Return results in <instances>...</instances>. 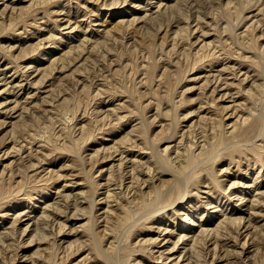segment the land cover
Instances as JSON below:
<instances>
[{"label": "rangeland", "instance_id": "rangeland-1", "mask_svg": "<svg viewBox=\"0 0 264 264\" xmlns=\"http://www.w3.org/2000/svg\"><path fill=\"white\" fill-rule=\"evenodd\" d=\"M262 73L264 0H0V264H256Z\"/></svg>", "mask_w": 264, "mask_h": 264}, {"label": "bare ground", "instance_id": "bare-ground-1", "mask_svg": "<svg viewBox=\"0 0 264 264\" xmlns=\"http://www.w3.org/2000/svg\"><path fill=\"white\" fill-rule=\"evenodd\" d=\"M229 1H230V0H229ZM213 2H214V1H213ZM222 5H223V4H222ZM193 7H194V6H193ZM172 10H174V9H172ZM177 10H178V9H177ZM157 12H158V11H157ZM158 14H159V13H158ZM158 14H157V15H158ZM160 15H161V14H160ZM166 15H167V14H166ZM196 15H197V14H196ZM154 16H155V15H154ZM161 16H162V15H161ZM169 16H170V15H169ZM162 18H163V17H162ZM152 19H153V18H152ZM178 19H179V18H178ZM153 21H155V19H154ZM164 21H165V20H164ZM172 21H173V20H172ZM131 24H132V23H131ZM157 24H158V23H157ZM151 25H152V24H151ZM151 27H152V26H151ZM160 27H161V25H160ZM157 29H158V28H157ZM190 29H191V28H190ZM231 41H232V40H231ZM231 41H229V42L231 43ZM247 41H248V39H247ZM247 41H246V42H247ZM222 42H223V41H222ZM235 43H236V42H235ZM232 44H233V42H232ZM236 44H238V43H236ZM227 45H228V44H227ZM234 45H235V44H234ZM215 46H216V45H215ZM230 46H231V44H230ZM235 46H236V45H235ZM235 46H234V47H235ZM239 47H240V46H239ZM239 47H238V49H239ZM215 48H216V47H215ZM217 48H219V47L217 46ZM235 48H236V47H235ZM242 48H243V47H242ZM242 48L240 47L241 50H242ZM223 49H224V47H223ZM226 49H227V47H226ZM226 49H225V50H226ZM236 49H237V48H236ZM236 49H235V51H236ZM217 50H218V49H217ZM221 50H222V49H221ZM225 50H224V51H225ZM247 50H249V49H247ZM213 51H214V50H213ZM219 51H220V49H219ZM224 51L222 50L221 52L225 53V52H227L228 50H226L225 52H224ZM211 52H212V51H211ZM214 52H216V51H214ZM239 52H240V50H239ZM234 53H235V52H234ZM236 53H237V52H236ZM236 53H235V54H236ZM244 53H245V52H244ZM185 54H186V53H185ZM209 54H211V53L209 52ZM213 54H215V53H213ZM216 54H217V53H216ZM220 54H221V53H220ZM220 54H219V55H220ZM228 54H229V53H228ZM239 54H240V53H239ZM224 55L227 56V53L224 54ZM244 55H245V54H244ZM212 56H213V55H212ZM228 56H230V55H228ZM228 56H227V57H228ZM203 57H204V56L202 55V58H203ZM220 57H221V56H220ZM236 57H237V55H236ZM200 58H201V57H200ZM208 58H209V57H208ZM211 58H213V57H211ZM228 58H229V57H228ZM228 58H227V59H228ZM180 59H181V58H180ZM184 59H185V56H184ZM205 59H206V58H205ZM220 59H222V58H220ZM230 59H231V58H230ZM232 59H233V58H232ZM201 60H202V59H201ZM201 60H200V62H201ZM216 61H217V60H216ZM219 61H220V60H219ZM201 63H202V62H201ZM213 63H214V62H213ZM219 63H220V62H219ZM209 64H210V63H209ZM222 64H223V63H222ZM197 65H198V64H197ZM217 65H218V64H217ZM211 66H212V65H211ZM196 67H197V66H196ZM226 68H227V67H226ZM223 71H224V70H223ZM210 74H211V73H210ZM219 74H222V73H219ZM262 74H263V73H262ZM263 75H264V74H263ZM216 77H217V76H216ZM247 77H248V76H247ZM262 78L264 79V77H262ZM244 79H245V78H244ZM260 81H261V80H260ZM257 84H259V83H257ZM260 85H261V82H260L259 86H260ZM257 86H258V85H257ZM227 87H228V86H227ZM227 87H226V88H227ZM257 88H258V87H257ZM255 89H256V88H255ZM255 89H254V92H255ZM216 91H217V90H216ZM214 92H215V91H214ZM250 97H251V96H250ZM240 110H241V109H240ZM262 110H263V109H262ZM262 110H261V111H262ZM261 111H260V112H261ZM249 114H250V113H249ZM242 115H243V114H242ZM247 115H248V114H247ZM255 115H256V114H255ZM240 116H241V115H240ZM248 116H250V115H248ZM241 118L243 119V117H241ZM246 119H247V118H244V120H246ZM241 121H242V120H241ZM235 122H237V121H235ZM245 122H246V121H245ZM224 123H225V122H224ZM175 124H176V123L174 122L173 127H174ZM232 125H233V124H232ZM176 126H177V125H176ZM216 126H217V125H216ZM248 126L252 127L254 130H257L258 132H263V130H264V111H263L262 113H260L259 115L252 117L251 122H250L246 127H248ZM214 127H215V126H214ZM246 127H243L242 129L245 130ZM194 128H195V127H194ZM216 128H217V127H216ZM205 130H206V129H205ZM224 130H225V129H224ZM201 131H202V130H201ZM202 132H203V131H202ZM206 132H207V131H206ZM212 132H215V131H212ZM224 133H225V132H224ZM191 134H192V133H191ZM213 134H214V133H213ZM203 135H204V134H203ZM211 135H212V134H211ZM206 136H208V135L206 134ZM259 136L261 137V135H259ZM191 138H192V137H191ZM224 138H225V137H224ZM135 140H136V139H135ZM205 140H206V138H205ZM190 141H191V140H190ZM252 141H253V140H252ZM221 142H222V141H221ZM238 142H239V141H238ZM249 142H250V141H248L247 143L249 144ZM201 143H202V142H201ZM205 143H206V142H205ZM236 143H237V142H236ZM187 144H188V143H187ZM195 144H196V143H195ZM230 144H231V143H230ZM233 144H234V143H233ZM150 145H151V141H150ZM153 145H154V144H153ZM156 145H157V144H156ZM188 145H189V144H188ZM224 145H225V144H224ZM228 145H229V143H228ZM249 145H250V144H249ZM151 146H152V145H151ZM151 146H150V148H151ZM199 146H200V145H199ZM199 146H198V147H199ZM189 147H190V146H189ZM200 147H201V146H200ZM205 147H206V146H205ZM224 147H225V146H224ZM156 148H157V146H156ZM156 148H154V149H156ZM220 148H221V147H220ZM151 149H152V148H151ZM201 149H202V148H201ZM196 150H197V149H196ZM196 150H195V152H196ZM220 151H221V150H220ZM220 151H219V152H220ZM152 152H153V151H152ZM156 152H157V151H156ZM154 153H155V151H154ZM183 153H185V152H183ZM183 153H182V155H183ZM214 153H215V152H214ZM217 153H218V152H217ZM195 154H196V153H195ZM153 155H154V154H153ZM155 155H156V154H155ZM180 155H181V154H180ZM182 155H181V156H182ZM184 155H185V154H184ZM188 155H189V154H188ZM215 155H216V153H215ZM150 156L152 157V155H149V157H150ZM190 156H191V155H190ZM212 156H214V154H213ZM212 156H211V157H212ZM154 157H155V156H154ZM157 157H158V156H157ZM177 157H179V155H178ZM182 157H183V156H182ZM187 157H188V156H187ZM197 157H198V156H197ZM213 158H214V157H213ZM231 158H233V157H231ZM154 159H155V158H154ZM180 159H181V158H180ZM209 159H210V158H209ZM151 160H152V159H151ZM158 160H159V159H158ZM174 161H176V160H174ZM178 161H179V160H178ZM183 161H184V159H183ZM183 161H180V165H181V166L183 165V163L181 164V162H183ZM198 161H199V159H198ZM207 161H208V160H207ZM210 161H211V159H210L208 162H210ZM153 162H154V161H153ZM153 162H152V163H153ZM155 162H156V161H155ZM159 162H160V161H159ZM191 162L194 163V160H193L192 158H190V159L188 160V163H189V164H191ZM205 162H206V159H205ZM202 163H203V162H202ZM205 164H206V163H205ZM210 164H211V163H210ZM149 165H152V164H149ZM199 165H200V164H199ZM261 165H262V164H261ZM134 166H135V165H134ZM162 166H163V165H162ZM171 166H172V165H171ZM193 166H194V165H193ZM201 166H202V165H201ZM263 166H264V165H263ZM136 167H137V165H136ZM147 167H148V166H147ZM133 168H134V167H133ZM133 168H132V170H133ZM137 168H138V167H137ZM151 168H152V167H151ZM166 168H167V167H166ZM136 170H138V169H136ZM154 170H155V168H154ZM154 170H153V171H154ZM164 170H165V169H164ZM189 170H190V169H189ZM193 170H194V169H193ZM193 170H192V171H193ZM133 171L135 172V170H133ZM166 171H167V170H166ZM169 171H170V170H169ZM190 171H191V170H190ZM141 172H142V171H141ZM150 172H151V169H150ZM170 172H171V171H170ZM187 172H188V171H187ZM207 173H208V172H207ZM131 174H132V173H131ZM154 174H155V173H154ZM173 174H174V173H173ZM209 174H210V173H209ZM125 175H126V174H125ZM134 175H135V174H134ZM175 175H176V174H175ZM175 175H174V176H175ZM151 176H152V173H151ZM177 176H179V175H177ZM132 177H134V176H132ZM132 177H131V178H132ZM135 177H136V176H135ZM179 177H180V178H178L174 183L172 182L171 184H168V185H167V186H169V189H170V190L176 189V190L178 191L177 196H172V197L169 198V199H170L169 201H171V202H173V201L176 200V199H177V200L180 199V198L183 199L184 197H186L187 194H190V192L192 191V188H190L189 185H193V186H195V187H198V185H200V183H201V182H199L200 180H195V181L192 182V184H189V181H190L189 178H191V176L189 177V173H188L187 175H184V176H182V177L179 176ZM206 178H207V177H206ZM122 179H123V178H122ZM207 179H208V178H207ZM136 180H137V179H136ZM145 180H146V179H145ZM203 181H204V180H203ZM203 181H202V183H203ZM205 181H206V180H205ZM164 182H165V181H164ZM164 182H162V183H164ZM143 183H144V182H143ZM166 183H167V182H166ZM109 184H110V183H109ZM203 184H205V183H203ZM131 185H132V184H131ZM164 185H165V184H164ZM129 186H130V185H128V187H129ZM156 186H157V185H156ZM128 187H127V188H128ZM130 187H131V186H130ZM132 187H133V185H132ZM151 187H152V186H151ZM157 187H158V186H157ZM153 188H154V187H153ZM197 189H198V188H197ZM199 189H200V188H199ZM126 190H127V189H126ZM159 190H160V189L157 190V193L160 192ZM170 190H169V191H170ZM151 191H152V190H151ZM151 191H150V192H151ZM161 191H162V192L159 193V196L162 194V195H163L162 197H164L165 194H166L167 192H169V191H166V192L163 194V190H162V189H161ZM114 192H115V191H114ZM116 192H117V191H116ZM152 192H153V191H152ZM152 192H151V193H152ZM262 192H264V191L262 190ZM117 193H118V192H117ZM121 193H122V192H121ZM121 193H120V194H121ZM125 193H126V192H125ZM128 193H129V192H128ZM138 193H139V192H138ZM153 193H154V192H153ZM115 194H116V193H114L113 195H115ZM199 194H201V193H199ZM136 195H137V194H136ZM136 195H135V196H136ZM138 195H139V194H138ZM151 195H152V194H151ZM168 195H169V194H168ZM172 195H173V194H172ZM241 195H242V194H241ZM261 195H263V194H261ZM81 196H83V194H82ZM135 196H134V198H135ZM193 196H194V195H193ZM197 196H199V195H197ZM242 196H243V195H242ZM255 196H256V195H255ZM136 197H137V196H136ZM139 197H140V195H139ZM188 197H189V196H188ZM261 197H262V196H261ZM77 198H79V197H77ZM77 198H76V199H77ZM80 198H81V197H80ZM83 198H85V197H83ZM119 198H120V197H119ZM143 198H144V197H143ZM239 198L241 199V197H239ZM242 198L244 199V197H242ZM257 198L259 199V196H257L256 199H257ZM256 199H253V200H256ZM263 199H264V198H263ZM77 200H78V199H77ZM82 200H83V199H82ZM143 200H144V199H143ZM177 200H176V201H177ZM187 200H188V199H187ZM259 200L261 201V199H259ZM75 201H76V200H75ZM78 201H79V200H78ZM139 201H140V200H138V202H139ZM144 201H145V200H144ZM142 202H143V201H142ZM257 202L259 203L258 200H257ZM133 203H134V202H133ZM140 203H141V202H140ZM173 203H174V202H173ZM211 203H212V202H211ZM75 204H76V207H75V208H76V210H78V209H79V208L77 209V204H78V202H76ZM138 204H139V203H138ZM174 204H175V203H174ZM260 204H261V203H260ZM260 204H259V205H260ZM60 205H61V204H60ZM60 205H59V206H60ZM78 205H79V204H78ZM145 205H146V203H145ZM167 205H168V204H167ZM169 205H170V204H169ZM171 205H173V204H171ZM256 205H258V204L256 203ZM256 205H255V203H254V206H256ZM53 206H54V205H53ZM59 206H58V204H57L56 207L59 208ZM61 206H62V205H61ZM143 206H144V204H143ZM165 206H166V205H165ZM193 206H194V205H193ZM56 207H55V208H56ZM62 207H64V206H62ZM78 207H79V206H78ZM146 207H147V206H146ZM149 207H150V206H149ZM149 207H147V208H149ZM153 207H154V206H153ZM157 207H159V206H157ZM157 207H156V208H157ZM161 207H162V206H161ZM249 207H250V206H249ZM53 208H54V207H53ZM53 208H52V209H53ZM67 208H68V204H67ZM162 208H163V207H162ZM208 208H209V207H208ZM253 208H255V207H253ZM253 208H250V209H253ZM64 209H65V208H64ZM64 209H63V211H64ZM80 209H81V207H80ZM83 209H84V208H83ZM83 209H82V210H83ZM53 210H54V209H53ZM59 210H60V208H59ZM59 210H56V209H55V211H53V213H54L55 216H56V215H57V216H61V212H62L61 210H62V209L60 210L61 212H59ZM82 210H78V213H79V211H81V213H82ZM147 210H150V208L147 209ZM154 210H155V209H154ZM159 210H160V208H159ZM188 210H189V209H188ZM75 212H76V211H74V214H73V212H72V214H73V215H78L77 213L75 214ZM145 212H146V211H145ZM147 212H148V211H147ZM147 212H146V213H147ZM150 212H152V211H150ZM175 212H176V211H175ZM62 213H63V212H62ZM148 213H149V212H148ZM235 213H236V212H235ZM235 213H234V214H235ZM249 213H250V212H249ZM252 213H253V212H252ZM47 214H48V213H47ZM116 214H117V213H116ZM118 214H119V213H118ZM144 214H145V213H144ZM157 214H158V213H157ZM234 214H233V216H234ZM51 215H52V213L50 212V216H51ZM73 215H72V216H73ZM80 215H81V214H80ZM119 215H120V214H119ZM142 215H143V214H142ZM151 215H153V214H150L149 216H151ZM189 215H190V214H189ZM70 216H71V215H70ZM120 216H121V215H120ZM41 217H43V216H41ZM41 217H40V218H41ZM45 217H46V219L49 218V217L47 218L46 215H45ZM45 217H44V219H45ZM53 217H54V216H53ZM66 217H67V216H66ZM109 217H111V216H109ZM121 217H122V216H121ZM142 217H143V216H142ZM146 217H147V215H146ZM185 217H186V216H185ZM190 217H191V216H190ZM229 217H230V216H229ZM229 217H228V215L226 216V218H225V216H223L224 219H222V221H221V223H220L221 226L218 225V226L221 227V229H218V230H217V234H216V235H217V236H216V237H217V238H216L217 240H218V237H223V238H224V236H226V235L228 234V232L231 234V231L233 230L231 225H233L235 222H236V225H237V226H238V225H239V226H240V225H243V224H242V217H243V216L241 217L240 214H239V216L237 215L236 217H230V218H229ZM58 218H59V217H58ZM67 218H68V217H67ZM169 218H170V217H169ZM54 219H57V218L55 217ZM114 219H115V217H114ZM188 219H189V218H188ZM144 220H145V218H144ZM144 220H143V221H144ZM43 221H44V220H43ZM48 221H49V220H48ZM152 221H153V220H152ZM37 222L39 223L40 221L37 220ZM44 222L47 223V220H45ZM49 222H50V221H49ZM49 222H48L47 224H49ZM65 222H66V221H65ZM113 222H115V221L113 220ZM42 223H43V222H42ZM46 223H45V224H46ZM132 223H133V221H132ZM187 223H188V222H187ZM230 223H231V224H230ZM232 223H233V224H232ZM237 223H238V224H237ZM248 223H249V222H248ZM14 224H15V223H14ZM40 224H41V223H40ZM45 224H44V226H45ZM50 224H51V222H50ZM127 224H128V223H127ZM53 225H54V224H53ZM82 225H83V223H82ZM216 225H217V224H216ZM234 225H235V224H234ZM244 225H245V224H244ZM28 226H29V224L26 226L27 229H25V230H28ZM42 226H43V225H42ZM46 226H47V225H46ZM56 226H57V225H56ZM64 226H65V224H63V220H62V221H60V226H58V228L60 227L59 230H57L58 228H57L56 230H55V229H54V230H55L56 233H57V232H59V231H62ZM237 226H236V229H237ZM239 226H238V229H239ZM245 226H246V225H245ZM247 226H248V225H247ZM14 228H15V227H14ZM34 228H39V229H40V228H41V225L37 224V227L34 226ZM47 228H48V226H47ZM52 228H53V227H52ZM52 228H51V229H52ZM222 228L224 229V232H223V229H222ZM225 228H226V229H225ZM44 229H45V228H44ZM51 229H50V230H51ZM236 229H235V226H234V230H236ZM10 230H11V229H9V231H10ZM25 230H24V231H25ZM34 230H35V229H34ZM92 230H94V229H92ZM24 231H22V232H24ZM36 231H37V230H36ZM36 231H35V232H36ZM40 231H41V232H40ZM40 231L38 230L36 233H37L38 235H40L39 233H42V232H43L42 230H40ZM46 231H47V230H46ZM207 231H208V230H207ZM239 231H240V230H239ZM4 232H7V231H4ZM13 232H15V231H12V233H13ZM20 232H21V231H20ZM38 232H39V233H38ZM204 232H205V231H204ZM233 232H235V231H233ZM233 232H232V233H233ZM237 232H238V231H237ZM8 233H9V232H8ZM43 233H44V234H43ZM43 233L41 234L42 236L40 235V236H38V238H39V239L47 240V239H48V236L50 235L49 233H54V232H53V231H50V232H47V233H46V232H43ZM45 233H46V234H45ZM59 233H60V232H59ZM95 233H96V231H95ZM213 233H214V232H213ZM215 233H216V232H215ZM238 233H239V232H238ZM14 234H15V233H14ZM21 234H22V233H21ZM37 234H36V235H37ZM48 234H49V235H48ZM205 234L208 235L207 232H205ZM230 234H229V237H230ZM4 235H5V233H4ZM4 235H3V237H4ZM10 235L12 236V234H10ZM36 235H32V237H30V238H32L31 241H32L33 239L35 240L34 236H36ZM200 235H201V234H200ZM202 235H203V233H202ZM202 235H201V236H202ZM210 235H211V234H209V236H210ZM212 235H213V234H212ZM212 235H211V236H212ZM8 236H9V235H8ZM8 236H7V239H9V237H11V236H9V237H8ZM201 236H200V237H201ZM203 236H205V235H203ZM203 236H202V237H203ZM14 237H15V236H14ZM14 237H12V238H14ZM197 237H198V236H197ZM200 237H199V238H200ZM213 237H214V236H213ZM229 237H228V235H227V237H226L225 240H228ZM0 238H1V237H0ZM5 238H6V237H5ZM5 238H2V239H1V242H2V240H3V241H4V244H5V245L7 244V247H8L9 245H12V244H9V243H11L13 239H12L10 242L8 241L9 243H5V241H6ZM95 238H96V237H95ZM199 238H198V239H199ZM203 238H204V237H203ZM10 239H11V238H10ZM16 239H17V238H16ZM98 239H99V238H98ZM194 239H195V237H194ZM201 239H202V238H201ZM205 239H207V237H206ZM208 239H211V237L208 238ZM219 239H220V238H219ZM230 239H231V238H230ZM232 239H233V238H232ZM34 240H33V241H34ZM96 240H97V239H96ZM202 240H204V239H202ZM214 240H215V239H214ZM217 240H216V241H217ZM220 240H221V239H220ZM223 240H224V239H223ZM246 240H247V239H246ZM25 241H26V240H25ZM94 241H95V240H94ZM197 241H200V240H197ZM197 241H196V242H197ZM205 241H206V240H205ZM228 241H230V240H228ZM1 242H0V253H2V252H4V251L6 252V251H7V250H6L7 248L5 247V250H4V249H3L4 244H3V242H2V243H1ZM13 242H14V241H13ZM43 242H44V241H43ZM45 242H46V241H45ZM48 242H50V241L48 240ZM99 242H100V241L98 240V244H97V245H100ZM206 242H207V241H206ZM244 242H246V241H244ZM194 243H195V242H194ZM194 243L192 244V246L194 245ZM197 243H198V242H197ZM200 243H201V242H200ZM200 243H198L199 246H201ZM8 244H9V245H8ZM16 244H17V243H16ZM110 244H111V242H110ZM195 244H196V243H195ZM198 244H197V246H193V247H195V249L192 247V248H193V250H192V251H193V254H192V255H189V256L187 257L189 261L192 260V259L194 258V256H195L196 258H198L199 255L202 254V248L204 247V246H203L204 244L202 245L201 248H198ZM201 244H202V243H201ZM206 244H207V243H206ZM218 244H219L218 242L215 243V245H214V247H215L214 250H216V248L220 246V245L218 246ZM245 244H246V243H245ZM71 245H72V244H71ZM71 245H70V246H71ZM12 246H14V245H12ZM12 246H11V247H12ZM48 246H49V245H48ZM48 246H46V247H48ZM101 246H102V245H101ZM118 246H119V245H118ZM11 247H10V248H11ZM17 247H18V246H17ZM17 247H16V248H17ZM119 247H120V246H119ZM119 247H118V248H119ZM205 247H206V245H205ZM205 247H204V248H205ZM258 247H259V246H258ZM8 248H9V247H8ZM10 248H9V251H10ZM13 248H14V247H13ZM69 248H70V247H69ZM97 248H98V250H100L99 247H96V250H97ZM102 248H103V247H102ZM206 248H207V247H206ZM259 248H260V247H259ZM189 249H190V248H189ZM98 250H97V251H98ZM116 250H117V248H116ZM233 250H234V249H233ZM261 250L263 251L264 249H261ZM18 251H19V250H18ZM190 251H191V249H190ZM262 251H259V253L262 252ZM15 252H16V251H15ZM101 252H102V251H101ZM204 252H205V250H204ZM204 252H203V253H204ZM207 252H208V251H207ZM214 252H216V251H214ZM255 252H257V251H255ZM102 253H103V252H102ZM117 253H118V252H117ZM191 253H192V252H191ZM234 253H235V252H234ZM257 253H258V252H257ZM257 253H256V254H257ZM263 253H264V251H263ZM2 254H3V253H2ZM2 254H0V255L2 256ZM106 254H107V253H106ZM115 254H116V253H115ZM189 254H190V253H189ZM215 254H216V253H215ZM254 254H255V253H254ZM3 255H4V254H3ZM6 255H7V254H6ZM10 255H11V254H10ZM116 255H117V254H116ZM116 255H115V256H116ZM186 255H187V254H186ZM196 255H197V256H196ZM202 255H203V254H202ZM259 255H260V254H259ZM263 255H264V254H263ZM263 255H262V253H261V256H263ZM48 256H49V255H48ZM103 256H105V255H103ZM113 256H114V255H113ZM192 256H193V257H192ZM257 256H258V255H257ZM257 256H255V259H256ZM261 256H260V257H261ZM3 257H5V255H4ZM54 257H55V256H54ZM109 257H110V256H109ZM109 257H108V258H109ZM201 257H202V256H201ZM201 257H200V258H201ZM15 258H16V257H15ZM47 258H48V257H47ZM105 258H106V257H105ZM111 258L113 259V258H115V257H111ZM111 258H109V260H110ZM119 258H120V257H119ZM196 258H194V259L196 260ZM257 258L259 259V256H258ZM1 259H5V258H1ZM185 259H186V258H185ZM255 259H254V260H255ZM11 260H12V259H11ZM50 260H51V259H50ZM115 260H116V259H115ZM188 260H187V261H188ZM197 260H198V259H197ZM254 260H253V262H254ZM256 260H257V259H256ZM256 260H255V261H256ZM2 261H3V260H2ZM187 261H185V263H186ZM193 261H194V260H193ZM3 262H4V261H3ZM12 262H13V261H12ZM12 262H11V263H12ZM110 262L112 263V261H110ZM120 262H121V261H120ZM194 262H195V261H194ZM251 262H252V261H251ZM256 262H257V263H256ZM256 262H255L256 264H264V257H262V259H259V260L256 261ZM6 263H7V262H6ZM8 263H9V262H8ZM52 263H53V261H52ZM114 263H116V262H114ZM196 263H197V262H196ZM196 263H194V264H196ZM244 263H245V262H244ZM247 263H248V262H247ZM2 264H3V263H2ZM202 264H203V263H202ZM245 264H246V263H245ZM249 264H251V263H249ZM253 264H254V263H253Z\"/></svg>", "mask_w": 264, "mask_h": 264}]
</instances>
